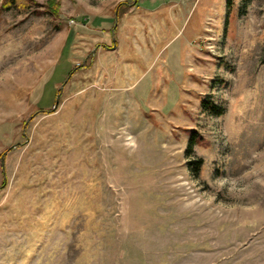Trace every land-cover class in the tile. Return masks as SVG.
Listing matches in <instances>:
<instances>
[{
	"label": "rangeland",
	"instance_id": "1",
	"mask_svg": "<svg viewBox=\"0 0 264 264\" xmlns=\"http://www.w3.org/2000/svg\"><path fill=\"white\" fill-rule=\"evenodd\" d=\"M34 2L0 11V264H264V0Z\"/></svg>",
	"mask_w": 264,
	"mask_h": 264
},
{
	"label": "trees",
	"instance_id": "2",
	"mask_svg": "<svg viewBox=\"0 0 264 264\" xmlns=\"http://www.w3.org/2000/svg\"><path fill=\"white\" fill-rule=\"evenodd\" d=\"M35 4L34 0H3L0 11H11V10H23L28 11L32 8V6ZM232 3L229 1V6ZM52 13L58 14V8H56L55 3H50L47 7ZM203 105L207 110L210 112L216 114V115H222L224 113V108L217 106L214 104V102L205 101L203 100ZM197 144V138L194 134L190 139V147L192 148L194 145ZM204 164L203 159L195 160L194 162H191L192 169L197 171L198 173L201 171V168Z\"/></svg>",
	"mask_w": 264,
	"mask_h": 264
},
{
	"label": "water",
	"instance_id": "3",
	"mask_svg": "<svg viewBox=\"0 0 264 264\" xmlns=\"http://www.w3.org/2000/svg\"><path fill=\"white\" fill-rule=\"evenodd\" d=\"M116 16H117V13H116ZM70 77V76H69ZM68 82V79L66 80V82L65 83H67ZM59 100H60V94H58V96H57V101H56V104H55V106H54V110H56L57 109V106H58V104H59ZM13 147H15V146H13ZM4 165H5V159L3 158V167H4Z\"/></svg>",
	"mask_w": 264,
	"mask_h": 264
}]
</instances>
